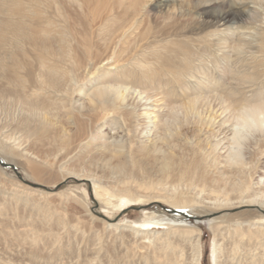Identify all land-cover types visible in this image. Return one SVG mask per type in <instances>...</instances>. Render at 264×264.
Listing matches in <instances>:
<instances>
[{
  "label": "bare ground",
  "instance_id": "1",
  "mask_svg": "<svg viewBox=\"0 0 264 264\" xmlns=\"http://www.w3.org/2000/svg\"><path fill=\"white\" fill-rule=\"evenodd\" d=\"M244 2L0 0L1 161L36 175L40 164L62 169L76 152L77 174L107 205L135 195L105 189L93 169L115 180L166 176L155 198L178 214L133 223L141 240L162 241L155 264H179L181 242L192 247L189 264H202V230L185 216L249 208L212 219L217 264L225 229L237 243L264 241V5ZM237 23L256 30L255 41L225 36L210 52L203 46L205 30L233 32ZM187 34L196 37L187 42ZM163 226L166 234L153 233Z\"/></svg>",
  "mask_w": 264,
  "mask_h": 264
},
{
  "label": "rangeland",
  "instance_id": "2",
  "mask_svg": "<svg viewBox=\"0 0 264 264\" xmlns=\"http://www.w3.org/2000/svg\"><path fill=\"white\" fill-rule=\"evenodd\" d=\"M149 1L154 4L159 0ZM187 1L174 0L178 5H185ZM208 1L215 0H192L196 4ZM216 1L227 5L233 2ZM243 1L249 7H256L254 0ZM255 1L264 5V0ZM145 15L147 18L141 14L139 19L148 21V14ZM232 26L233 32H218L214 28L205 30L200 35L203 37V46L206 48L210 44V52L212 46L225 36L234 40L255 41L257 31L253 28L244 24L240 26V23ZM222 29L224 28L220 30ZM186 36L182 39L187 42H191L188 38L196 37L190 34ZM194 44L198 45L195 41ZM188 47L191 46L188 44ZM121 66L127 64L111 68L118 70ZM103 68L110 67L103 64L101 69ZM97 74L98 71L88 78L93 79ZM161 98L162 96L154 98L153 105H161ZM154 110L157 111L158 108ZM108 133L109 136L114 134L113 131ZM76 154L78 153H73L61 162L62 169L70 168L75 171L70 175H66L58 164L50 168L40 164V172L32 175L26 167L8 161L2 162L0 158V264H155L152 257L162 241L152 239L150 243L141 240L140 236L135 235L138 226L133 223L140 222L145 216L153 220L163 218L164 223H169V218L178 214L168 202L155 198L157 193L163 192L162 188L168 187L171 180L167 181L166 176L152 170L117 181L107 178V173L106 175L93 169L92 173L102 178L105 189L128 188L135 195L132 202L107 205L97 197L95 182L84 180L77 174L81 170L82 159ZM150 183L154 184L155 190L139 188L144 187L142 184ZM16 192H29L31 196L27 200L20 199L21 194L17 196ZM247 209L249 210L240 208L195 214L196 218L185 216L188 226L202 230V264H217L213 261L215 235L210 228L212 219L236 215ZM152 230L160 235L168 231L167 226L154 227ZM217 240L220 244L219 264H264V241L254 244L256 242H249L245 238L243 242L237 243L227 229L218 233ZM166 242L179 243V240L169 236L166 237ZM181 244L179 248L183 250V257L179 264H189L193 256L192 247L188 243ZM176 255L179 256V252ZM158 259L155 260L156 264L164 261L163 257Z\"/></svg>",
  "mask_w": 264,
  "mask_h": 264
}]
</instances>
